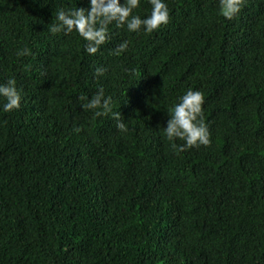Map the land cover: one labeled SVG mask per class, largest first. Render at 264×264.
<instances>
[{
    "label": "trees",
    "instance_id": "obj_1",
    "mask_svg": "<svg viewBox=\"0 0 264 264\" xmlns=\"http://www.w3.org/2000/svg\"><path fill=\"white\" fill-rule=\"evenodd\" d=\"M167 3V26H110L89 55L47 30L88 0H0V83L23 97L0 111V264H264V0L232 20L218 0ZM100 87L126 133L80 106ZM188 88L212 143L177 154L162 129Z\"/></svg>",
    "mask_w": 264,
    "mask_h": 264
},
{
    "label": "clouds",
    "instance_id": "obj_2",
    "mask_svg": "<svg viewBox=\"0 0 264 264\" xmlns=\"http://www.w3.org/2000/svg\"><path fill=\"white\" fill-rule=\"evenodd\" d=\"M148 3L151 6L150 14L142 17L137 12L141 8L142 0H88L87 7L59 8L56 11V22L48 26L47 30L53 34L61 32L65 35L78 34L85 42L84 51L89 55H95L102 46L111 41L110 26L123 28L128 33L152 34L170 23L171 15L167 0H148ZM245 5L246 0H218V13L225 20H232L241 13ZM129 46V40H122L113 50V54L119 56L126 52ZM18 55L30 56L32 52L25 47ZM106 71V68L97 67L96 78L104 76ZM22 99L14 77L0 83V111L11 113L19 110ZM78 100L84 111H91L96 118L111 115L119 132L128 131L127 124L121 119V113L113 110V97L105 95L103 87H100L91 98L84 95L78 97ZM204 103L202 91L188 88L168 108L169 118L166 127L162 129V136L177 154L211 145ZM176 141L183 143L177 144Z\"/></svg>",
    "mask_w": 264,
    "mask_h": 264
}]
</instances>
